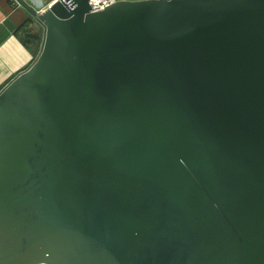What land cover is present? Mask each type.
<instances>
[{"label": "water", "instance_id": "1", "mask_svg": "<svg viewBox=\"0 0 264 264\" xmlns=\"http://www.w3.org/2000/svg\"><path fill=\"white\" fill-rule=\"evenodd\" d=\"M17 1L0 264H264V0Z\"/></svg>", "mask_w": 264, "mask_h": 264}, {"label": "crops", "instance_id": "2", "mask_svg": "<svg viewBox=\"0 0 264 264\" xmlns=\"http://www.w3.org/2000/svg\"><path fill=\"white\" fill-rule=\"evenodd\" d=\"M26 1L40 11L56 0ZM41 33L40 25L17 0H0V89L34 62L40 40L28 34Z\"/></svg>", "mask_w": 264, "mask_h": 264}, {"label": "built area", "instance_id": "3", "mask_svg": "<svg viewBox=\"0 0 264 264\" xmlns=\"http://www.w3.org/2000/svg\"><path fill=\"white\" fill-rule=\"evenodd\" d=\"M118 0H89V3L92 8L97 7L92 9V11H99L104 9L106 6L115 3Z\"/></svg>", "mask_w": 264, "mask_h": 264}, {"label": "trees", "instance_id": "4", "mask_svg": "<svg viewBox=\"0 0 264 264\" xmlns=\"http://www.w3.org/2000/svg\"><path fill=\"white\" fill-rule=\"evenodd\" d=\"M35 52V56H37V54H38V52H39V48L37 47L35 50H34Z\"/></svg>", "mask_w": 264, "mask_h": 264}, {"label": "flooded vegetation", "instance_id": "5", "mask_svg": "<svg viewBox=\"0 0 264 264\" xmlns=\"http://www.w3.org/2000/svg\"><path fill=\"white\" fill-rule=\"evenodd\" d=\"M39 264V263H38ZM41 264H43V263H41Z\"/></svg>", "mask_w": 264, "mask_h": 264}]
</instances>
